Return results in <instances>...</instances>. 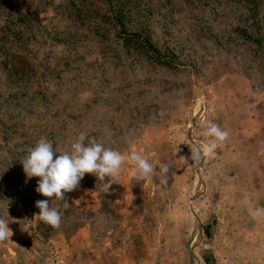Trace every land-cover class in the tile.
<instances>
[{
	"label": "rangeland",
	"instance_id": "374dc122",
	"mask_svg": "<svg viewBox=\"0 0 264 264\" xmlns=\"http://www.w3.org/2000/svg\"><path fill=\"white\" fill-rule=\"evenodd\" d=\"M0 36V264H264V0H0ZM81 132L125 156L116 182L37 193L29 150Z\"/></svg>",
	"mask_w": 264,
	"mask_h": 264
},
{
	"label": "clouds",
	"instance_id": "9594fccd",
	"mask_svg": "<svg viewBox=\"0 0 264 264\" xmlns=\"http://www.w3.org/2000/svg\"><path fill=\"white\" fill-rule=\"evenodd\" d=\"M60 3L61 0H56ZM203 136L210 138L203 146V152L212 153L217 149L218 143L229 138V132L223 130L218 124L209 121ZM87 133L81 132L76 141L70 145V150L61 154L54 151L52 143L46 138H41L28 152L22 161L23 170L28 178L38 177L35 191L44 197L65 199V193L71 192L79 187L80 181L85 174H93L101 181L105 177H111V183L116 182L121 165L125 156L112 148H106L103 143L95 139L85 144ZM191 158H200V149L191 152ZM135 164L136 171L134 179L139 182L151 177L154 173V165L143 155L132 152L129 156ZM168 169L162 167V173L166 174ZM35 206L39 209V219L52 228H59L62 214L58 208L50 207L48 199L37 200ZM8 215V213H7ZM12 235L8 227V220L0 217V242L9 240Z\"/></svg>",
	"mask_w": 264,
	"mask_h": 264
},
{
	"label": "trees",
	"instance_id": "16d2710c",
	"mask_svg": "<svg viewBox=\"0 0 264 264\" xmlns=\"http://www.w3.org/2000/svg\"><path fill=\"white\" fill-rule=\"evenodd\" d=\"M0 49H1L2 51H5V50H6V45L4 44V37H2V36H0ZM204 230L208 232V226H205V227H204ZM203 260H204L205 262L208 261L207 256H204V257H203Z\"/></svg>",
	"mask_w": 264,
	"mask_h": 264
}]
</instances>
